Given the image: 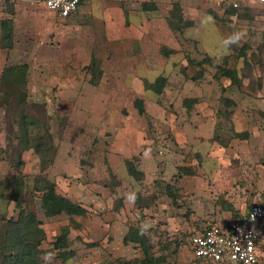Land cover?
I'll list each match as a JSON object with an SVG mask.
<instances>
[{
  "label": "rangeland",
  "instance_id": "374dc122",
  "mask_svg": "<svg viewBox=\"0 0 264 264\" xmlns=\"http://www.w3.org/2000/svg\"><path fill=\"white\" fill-rule=\"evenodd\" d=\"M142 1L83 0L80 6L87 13L82 19L78 18V14L76 16L74 14L72 20L60 21L54 16L50 17L44 9L43 0H0V18L14 15L16 9L28 4L40 10L42 16L50 18L48 28L53 31L57 29L62 35L58 40L51 37L48 50L42 51L41 54L35 52L36 44L33 43L35 35L23 38L24 31L21 27H16L15 36L13 35L17 44L16 49L24 51L15 54V59L11 53L6 66L27 65L28 105L16 102L15 90H9L8 87L0 88V264H5L1 251L6 243L7 221L17 220L21 211L33 213L41 229L43 224L49 223L54 228L53 232L58 231L53 237L49 232L45 233L41 243L42 250L52 248L53 239L60 235L62 228L69 229V249L74 255L63 260L57 256V252L42 254L40 264H119L118 260L132 261L131 264L144 263L141 248L138 250L132 244L124 245L121 238L116 239L114 235H107L106 238L104 230L99 227L101 224L96 213L90 212L85 217L71 218L62 214L51 220L46 219L41 209L40 192L34 190L37 182L35 178L40 174L34 177L35 172L25 170L27 165L32 164L29 152L34 149L26 151L23 148L30 145L27 141L29 138L34 141L39 135H43L42 126L47 125L53 138L51 147L57 151L60 141H64L66 134L69 137L78 135L77 124H80L79 119L84 113L83 103L95 101L99 97L108 105L107 109L101 111L102 124L107 122L110 125L106 128L93 122L94 129L89 131L81 125V134L87 138L89 133L90 137L89 142L86 140L82 142L83 147L91 144L90 147L94 150V145H97L98 150L94 151L99 153V162L104 165V170L98 173L96 170H88L85 166L89 162L83 160L84 157L81 156L80 159L84 161V173L78 181L96 179L104 183L108 187L107 195L115 203L114 209H118L123 200L130 197L132 178L116 165L121 162L122 156L113 153L109 147L112 146V141L118 140L120 136L131 135L132 118L139 117L133 101L142 98L132 93V3L138 5ZM181 1L189 13L186 18H190L193 25L185 27L180 35L178 31L171 29L170 19L168 21L179 43V50L170 58H164L163 55L154 56L153 62L149 63L156 69L150 72L147 80L155 81L161 76L166 82L162 93L152 94L153 98L148 101L147 119L150 121L158 119L162 110L166 116L172 117L171 114L178 116V109L184 96H186L184 99L196 96L198 100H202L210 95L214 98L212 107L221 117H226L225 115L231 111L230 118L226 117L227 119L221 120V123L226 127L231 125L233 135L234 130L242 131L241 134L247 136L249 145L254 147V157L242 165L251 166L252 170H255L257 181L262 176L259 171H264L263 10L251 0ZM119 8L131 9L128 17L126 15L131 21L128 25H117L114 12ZM4 54L6 51L2 50V57ZM206 56L215 64L223 66L224 63L225 67L235 70L238 83L229 85L230 80L221 76L216 68L208 64L191 65L186 60L190 58L194 62H199ZM92 57L96 59L102 71L97 85L90 81L89 65ZM183 63L187 65L185 68L181 66ZM183 78L188 86L183 93H176L172 88L180 84L182 90ZM44 145L48 149L49 144L46 140ZM84 149L65 147V151H69L71 156H76V153ZM85 151L87 152V149ZM31 155L33 156L32 153ZM36 155L38 156L37 153ZM38 157L43 162L42 173L50 163L47 164L43 158ZM131 159L132 157H129L125 161ZM46 176L50 180L47 174ZM14 178L22 182L18 205L12 200L15 195L12 186ZM161 184L154 188L153 202L158 197L157 193H160ZM163 187L172 198L175 193L174 186L168 184ZM139 199V205L145 202L149 209L152 207L153 203L149 201V197L140 196ZM261 199L264 200V193ZM176 204L174 201L169 215L166 214L169 211L164 210V217L160 220L153 217L146 220L144 218L146 216L140 214L141 221H145L144 228L139 223L134 225L135 229L145 230L149 236L151 255L158 260L155 264H210L193 258L189 238L197 227L188 225L185 219L181 221L176 219ZM260 245L262 248L258 264H264V238Z\"/></svg>",
  "mask_w": 264,
  "mask_h": 264
},
{
  "label": "crops",
  "instance_id": "0c3cea01",
  "mask_svg": "<svg viewBox=\"0 0 264 264\" xmlns=\"http://www.w3.org/2000/svg\"><path fill=\"white\" fill-rule=\"evenodd\" d=\"M172 1L171 3V0H143L138 5L132 3V93L142 98L144 114L138 113V118H132L131 135L120 136L118 140L112 141L113 144L109 147L113 153L122 156L121 162L116 165L132 178L130 197L124 199L118 209H114L115 203L107 195L106 188L108 187L104 183L96 179H89L86 182L78 181L84 173V161L80 159L81 156L84 157L83 160H88L89 163L85 166L88 170H96L97 173L104 170V165L99 162V153L94 151L98 150L97 145H94V150L90 147L91 144L83 147L82 142L85 140L89 142L90 137L89 133L87 138L81 134L83 126L88 131L94 129L93 122L106 126V128L110 125L107 122L102 124L101 111L107 109L108 105L99 97L95 101L83 103L84 113L79 119L80 124H77L79 126L78 135L69 137L66 134L64 141H60V147L55 152L51 163L46 170H43L55 183L56 192L59 195L81 205L87 211V215L90 212L98 215L101 224L99 227L104 230L106 238L107 235H114L116 239L121 238L124 245L132 244L138 250L140 246L137 243H124V237L129 228L134 227L135 224L140 223L144 228L145 221H141L140 214L146 216L144 217L146 220L152 217L160 220L164 217V210H168L166 214L169 215L175 201L177 202L176 219L179 221L185 219L188 225L197 227L196 231L191 234L194 235L203 232L208 225L213 223L226 225L233 219L244 215L252 203L264 201L261 199L264 193V171H259L262 176L256 181L255 170H252L251 166L242 165L246 160L254 157V147L249 145L247 136L243 138L234 136L242 131L234 130L233 135L231 125L226 127L221 123V120L225 121L230 118L231 111L227 113L228 116L225 115L227 118L221 117L212 107L213 97L208 95L207 98L198 100L196 96L188 97V99H184L186 98L184 96L180 104L181 110L178 109V116L173 114H171L172 117L166 116L164 110L161 109L163 112L158 119H151V121L147 119L148 101L153 98L152 94H156L145 88V82L153 83L154 80L148 81L147 78L150 72L156 69L149 63L153 62L154 56L162 57L163 47L174 51L169 56L163 55L164 58L175 56L179 50V43L168 25L172 4L179 2L185 19L191 20L186 18L189 13L183 1ZM127 8H119L114 12L118 26L129 24L130 20L127 17L131 9ZM86 13L87 11L79 6L75 16L78 14V18L82 19ZM49 15L54 18L53 15ZM72 17L69 20H72ZM10 18L13 23V35L15 36L16 27H21L24 31L23 38L35 35L33 42L36 44L35 52L40 54L48 50L51 37L54 40L62 38L60 31L48 28L50 18L42 16L41 11L31 5L25 4L20 9H16L14 15L1 17L0 22ZM14 36L13 48L11 50L4 48L0 26V76L11 53L15 59V54L24 51V49H16ZM2 50L6 51L4 57H2ZM181 66L185 68L187 65L183 63ZM183 84L182 90L180 84L174 86L172 90L176 93H183L188 86L185 78H183ZM229 85H231L230 81ZM102 142L104 143L105 140ZM68 146L69 149H85L76 153V156H71L69 151H65V147L68 148ZM23 148L26 151L32 150L30 145L23 146ZM29 155L32 164L27 165L25 170L35 172L33 173L35 177L44 169L43 162L34 151L29 152ZM129 157H132L133 166L142 172V180L136 181L128 174L126 162L130 160L125 161V159ZM158 184H161L160 193H157L158 197L153 202L155 197L152 194ZM168 184L174 186L175 193L172 198L168 190L163 187ZM140 196L141 198L149 197V201L153 203L150 209L145 202L139 205ZM204 225L206 226L201 228ZM42 228L46 234L49 232L51 237L56 235L57 230L53 232L54 228L49 223L43 224ZM261 248L259 243L260 256ZM191 253L195 258L192 248Z\"/></svg>",
  "mask_w": 264,
  "mask_h": 264
},
{
  "label": "trees",
  "instance_id": "16d2710c",
  "mask_svg": "<svg viewBox=\"0 0 264 264\" xmlns=\"http://www.w3.org/2000/svg\"><path fill=\"white\" fill-rule=\"evenodd\" d=\"M145 8V5H144ZM11 16V15H10ZM181 6L178 2L173 4V7L169 14L170 27L173 31H178L180 35L185 27L192 26L193 21L185 20L183 17ZM2 29V41L4 48L11 49L13 41V23L12 19H5L0 22ZM161 53L164 56H169L174 53L172 50H168L165 47L161 49ZM188 64H198L203 66L208 64L211 67L216 68L220 75L230 80L231 84L238 83L239 79L235 70L225 67L219 64H215L211 61V58L206 56L199 62H194L193 59L187 58ZM27 65H9L5 66L0 76V88L8 87L9 90H15L17 93L16 102L18 104H27L26 95V75ZM91 83L97 85L102 76L98 63L94 57H92L89 65ZM216 78V75L214 76ZM166 79L164 77H158L153 83H146L145 88L152 90L156 94H161ZM28 105V104H27ZM134 106L138 110L140 115L144 114L143 101L138 99L134 102ZM43 125V124H42ZM41 125V126H42ZM43 135H39L34 141L30 138L28 143L34 149V151L44 159V162L51 163L55 149L51 147L52 137L49 132V127L43 125ZM41 128V127H40ZM47 136V138H45ZM234 136L243 138L244 135L236 133ZM52 138V139H51ZM44 140L49 144L48 149L44 145ZM53 144V143H52ZM128 174L136 181H140L143 178L142 172L138 171L134 166L132 159L126 162ZM37 180L35 191L40 192L41 209L46 219L53 218L62 214L68 217H85L87 211L78 203L73 202L69 198L63 197L56 192V185L49 180L44 172L35 178ZM13 182V183H12ZM12 186L15 190V195L12 200L19 204V193L22 190V182L16 178L12 181ZM145 230L135 229L130 227L128 233L124 237V243L134 242L137 243L143 254V264H155L158 260L151 255L150 238L146 235ZM69 229L64 227L61 230L60 235L54 237L52 242V248L50 250H42L41 243L45 238V232L40 228L39 221L36 216L31 212L21 211L17 220L12 219L7 221V235L6 243L1 251L2 260L5 264H40V256L42 254H49L57 252V256L63 260L69 259L74 255V252L69 249ZM119 264H131L132 261L122 262L118 260Z\"/></svg>",
  "mask_w": 264,
  "mask_h": 264
},
{
  "label": "built area",
  "instance_id": "2783aa9c",
  "mask_svg": "<svg viewBox=\"0 0 264 264\" xmlns=\"http://www.w3.org/2000/svg\"><path fill=\"white\" fill-rule=\"evenodd\" d=\"M83 0H43L47 13L64 21L71 18ZM261 6L264 0H251ZM264 238V201L252 203L246 213L226 225L210 224L191 235L194 257L210 264H258V244Z\"/></svg>",
  "mask_w": 264,
  "mask_h": 264
}]
</instances>
